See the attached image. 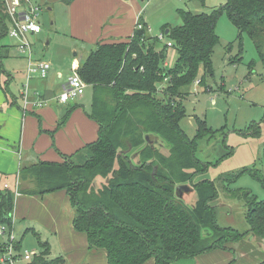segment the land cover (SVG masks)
<instances>
[{
    "label": "trees",
    "instance_id": "1",
    "mask_svg": "<svg viewBox=\"0 0 264 264\" xmlns=\"http://www.w3.org/2000/svg\"><path fill=\"white\" fill-rule=\"evenodd\" d=\"M223 12L239 39L249 36L264 62V0H227L209 13L182 11V25L164 31L177 52L171 68L165 65L169 47L156 50L159 40L140 18L131 37L99 42L78 67V76L93 91L87 115L98 125L97 139L72 155L62 154L60 163L40 162L22 170V178L30 175L36 181L37 194L68 193L75 230L87 235L90 251L107 253L108 264H172L218 249L236 254L233 245L249 234L264 241V201L249 192L231 195L245 201L249 228L241 232L217 224L210 205L218 197L216 183L193 182L209 168L195 155L198 144L216 132L200 117L194 138L181 126L189 89L213 75L216 26ZM11 21L7 0H0V37ZM1 68L4 73L0 63ZM68 110L51 134L65 125L74 107ZM256 175L264 185V177ZM179 186L196 194L194 205L181 197L187 192L177 191ZM30 192L21 185L18 192L0 187V223L10 231L16 193ZM22 242H15L18 252ZM39 244L40 255L28 264H67L63 256L51 258L48 242Z\"/></svg>",
    "mask_w": 264,
    "mask_h": 264
},
{
    "label": "rangeland",
    "instance_id": "2",
    "mask_svg": "<svg viewBox=\"0 0 264 264\" xmlns=\"http://www.w3.org/2000/svg\"><path fill=\"white\" fill-rule=\"evenodd\" d=\"M30 1L43 3L39 17L43 32L28 37L32 45L33 60H65V74H70V68H73L71 61L75 58L78 44L73 42L69 31V3ZM226 2L227 0L136 1L143 8L141 14L151 30V36L157 39L164 34L167 27L176 28L182 25V11L193 14L209 13L222 8ZM11 30L12 25H8L7 34L0 37V56H5L0 63L5 73L15 77L16 80L9 89L22 104L21 94L24 88L19 84L21 81H24L22 85L26 82L24 58L28 59L29 54L17 51L21 40L12 38ZM216 32L219 44L213 55V75L206 76L205 84L198 85L196 82L189 89L190 94L184 100L187 117L181 122V126L190 138H194L198 131L196 117H200L207 122L210 130L216 132L212 138H204L198 144L195 155L203 163H209V168L198 173L193 182L208 180L216 183L218 197L210 205L215 208L217 224L222 228L243 232L249 228L245 201L231 195L236 192H249L258 200L264 201V185L256 175L264 177V62L247 34L239 39L238 29L225 12L218 19ZM168 41L164 36L158 46L156 45V50H162ZM166 54L165 65L171 68L177 59V52L168 48ZM14 60L20 64L16 65L15 72L8 71V64ZM2 74L0 72V86L4 87V76L6 81L9 79ZM85 99L86 103L90 102V90L86 92ZM183 196L189 205H194L197 199L195 193L188 192ZM1 228L5 232L0 234V246H6L11 241L12 234L5 224L0 223ZM25 231L19 224V228L16 225L13 235L17 240L23 239L22 251L32 250L38 254L41 249L39 239L33 233ZM42 241H46V238L42 237Z\"/></svg>",
    "mask_w": 264,
    "mask_h": 264
},
{
    "label": "crops",
    "instance_id": "3",
    "mask_svg": "<svg viewBox=\"0 0 264 264\" xmlns=\"http://www.w3.org/2000/svg\"><path fill=\"white\" fill-rule=\"evenodd\" d=\"M56 1L62 0H49L51 4ZM136 1L138 0L68 2L69 31L73 42L78 44L75 58L71 61L73 68H70V74H65V60L53 59L47 61L51 64V69L46 79L36 75L28 79L29 61L24 58L27 77L25 84L22 85L24 81H21L19 85L23 86L24 90L26 85L29 87L28 104H25L24 92L21 94V104L10 91L15 77L12 78V75L5 72L2 74L9 80L6 81L4 76L5 86H0V187L5 188L7 185L9 189L14 190L19 178L22 189L32 191L28 194H16L13 233L16 225L19 228L21 224L22 229H26V233H33L39 242L42 237L46 238V241L42 242L49 243L51 258L63 256L67 264H108V255L105 251H90L87 235L75 230L73 220L76 211L65 190L37 194L36 181L30 175L22 178V170L40 162L60 163L63 161L62 154L72 155L97 139L98 125L87 115L92 107L93 91L90 86L86 90L91 93L89 103H86L85 95L67 104H59L51 98L64 90L69 78L77 73L78 67L99 42L125 40L133 35L138 20L143 18V8L139 7ZM30 2L39 6L43 4ZM24 9L25 5L19 8L20 11ZM50 9L53 10L52 7ZM41 33L28 34L27 38L29 35L37 36ZM8 52L10 53L9 50ZM19 64L17 60L9 63L8 71L15 72L16 65ZM41 98H49V104L42 108H33V104ZM73 107L74 110L65 125L51 134L59 125L61 117ZM233 247L236 254L218 249L194 259H183L172 264H231L234 260L236 264L264 262V241L253 234L247 235ZM41 250L36 254L40 255ZM145 264L155 262L150 260Z\"/></svg>",
    "mask_w": 264,
    "mask_h": 264
},
{
    "label": "built area",
    "instance_id": "4",
    "mask_svg": "<svg viewBox=\"0 0 264 264\" xmlns=\"http://www.w3.org/2000/svg\"><path fill=\"white\" fill-rule=\"evenodd\" d=\"M8 5V12L11 16V25L12 30L10 33V36L12 38H17L18 40H21V44L18 45V51L21 54H29L28 61V79L32 75L39 76L42 79H46L48 77V74L51 69V64L47 61H34L32 59L33 57V50L32 45L29 43V40L27 38L28 34H39L42 31V25L39 21L40 13H41V7L39 5H33L30 0H25V9L23 11H20L19 8L23 6L21 4L20 0H11L9 3V0H7ZM164 34H161L158 38L159 41H162L164 39ZM169 48L172 47V42L168 41L166 44ZM197 84H200V81H197ZM87 85L81 80V78L78 76V74H74L69 78V81L67 82L64 90L56 95L55 97L51 98L57 101L59 104H67L69 102H75L81 98L84 97ZM28 95H29V87L26 85V88L23 93V98L25 101V104H28ZM50 102L49 98H41L39 99L33 106L42 108L44 106H47ZM19 178L16 182L15 191L18 192L19 189ZM6 189H9V187L6 185ZM17 194V193H16ZM5 230L4 228L0 229V234H4ZM11 232V241L4 246V251L1 254L0 257V263L1 264H17L20 262H26L30 263L34 257L37 255L32 250H23L21 252H18L15 248V242L16 238L13 235V231Z\"/></svg>",
    "mask_w": 264,
    "mask_h": 264
},
{
    "label": "water",
    "instance_id": "5",
    "mask_svg": "<svg viewBox=\"0 0 264 264\" xmlns=\"http://www.w3.org/2000/svg\"><path fill=\"white\" fill-rule=\"evenodd\" d=\"M166 33H168V31ZM181 190H184V192H187V193L190 192V188L188 186H179L177 188V191H181ZM182 196H183V194H181V197Z\"/></svg>",
    "mask_w": 264,
    "mask_h": 264
}]
</instances>
